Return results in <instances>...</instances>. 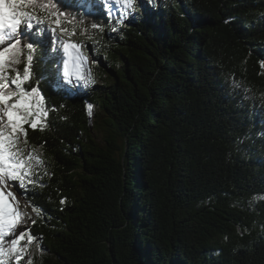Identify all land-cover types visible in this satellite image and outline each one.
<instances>
[{
	"label": "trees",
	"instance_id": "obj_1",
	"mask_svg": "<svg viewBox=\"0 0 264 264\" xmlns=\"http://www.w3.org/2000/svg\"><path fill=\"white\" fill-rule=\"evenodd\" d=\"M53 2L106 84L68 86L59 44H34L31 264H264V0Z\"/></svg>",
	"mask_w": 264,
	"mask_h": 264
},
{
	"label": "snow or ice",
	"instance_id": "obj_2",
	"mask_svg": "<svg viewBox=\"0 0 264 264\" xmlns=\"http://www.w3.org/2000/svg\"><path fill=\"white\" fill-rule=\"evenodd\" d=\"M105 4L113 5L121 19L135 10V0H105ZM111 11L109 9V15ZM75 23L59 11L53 0H0V264L11 261L20 264L37 241L27 226L28 220L36 222L26 211L28 205L22 207L16 193L11 191L15 187L26 197L29 187L38 182L34 179L38 176L37 169L44 164L35 149L28 146V128L42 130L47 126L48 116L45 98L38 86L24 87L32 76L34 44L45 43L38 39L44 36L50 45L59 44L65 55L70 49L76 50L79 62L83 63L86 57L79 50L84 45L61 38L66 35L70 39L76 34ZM65 24H72L73 28L69 30ZM91 27L103 31L99 25ZM29 36L31 42L22 43ZM52 51L58 49L53 47ZM22 56L24 68L21 70L16 66L21 63ZM72 75L68 60L64 59L62 81L73 84ZM74 75L75 85L88 87L95 83L80 70ZM32 207L38 213L42 211L37 206ZM27 264H31L30 258Z\"/></svg>",
	"mask_w": 264,
	"mask_h": 264
},
{
	"label": "rangeland",
	"instance_id": "obj_3",
	"mask_svg": "<svg viewBox=\"0 0 264 264\" xmlns=\"http://www.w3.org/2000/svg\"><path fill=\"white\" fill-rule=\"evenodd\" d=\"M112 11L111 13L116 16L117 15V12L115 10V7L113 5H110ZM70 42H75V40H72ZM76 43V42H75ZM78 44V43H77ZM79 52L84 56L86 57V60L83 62V63H80L79 60H78V54H77V51L76 50H73V49H70L69 50V54L68 55H65L63 53V57L64 59H67L68 60V63H69V71L70 73H73V75L71 76V79L73 81V84H69L67 83L66 81H64V83H67L68 86L70 85V87H75V88H79V89H82V88H85V87H81L80 85H75V71L77 70H80L81 72L85 73V75H88L90 76L92 79H94L95 81V87H94V90L96 89H99V88H102L103 86H105V81L104 80H101L99 78H97V74L99 73L98 69H95V59L89 54V55H86L85 52H84V49L81 48L79 50ZM89 114H90V117H91V128H92V136L93 138L96 140V142L98 144H100V146H105L106 143L104 141V138H103V135L98 132V131H94V123L98 120H102L105 118V113L99 108L98 105H91V108H89ZM11 191L15 192L16 193V196H17V199L20 200L21 202V206L23 207L24 205H28V203L26 202V200L24 199V197L21 195L20 191L17 190V188L15 187H12L11 188ZM26 211L30 214V216L33 218V211L32 209L30 208V206L28 205V207L26 208ZM31 220H28L27 222V226H29L31 224ZM38 248V245L34 242L30 248L28 249V255L25 257L24 260H21V261H26L27 262V259L31 258V256L33 255L34 252H36ZM10 264H14V261H11ZM21 264V262H20Z\"/></svg>",
	"mask_w": 264,
	"mask_h": 264
}]
</instances>
